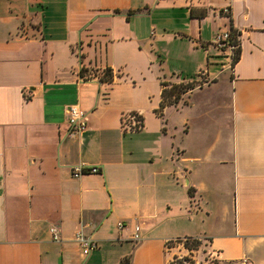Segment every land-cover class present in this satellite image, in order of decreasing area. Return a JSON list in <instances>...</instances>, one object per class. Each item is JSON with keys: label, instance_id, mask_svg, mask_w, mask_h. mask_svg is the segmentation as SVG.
<instances>
[{"label": "crops", "instance_id": "obj_1", "mask_svg": "<svg viewBox=\"0 0 264 264\" xmlns=\"http://www.w3.org/2000/svg\"><path fill=\"white\" fill-rule=\"evenodd\" d=\"M229 27L232 68L211 44ZM152 54L149 91L125 70ZM201 71L215 83L157 116L160 84ZM71 105L86 129L69 138ZM185 238L264 264V0H0V264H167Z\"/></svg>", "mask_w": 264, "mask_h": 264}, {"label": "built area", "instance_id": "obj_2", "mask_svg": "<svg viewBox=\"0 0 264 264\" xmlns=\"http://www.w3.org/2000/svg\"><path fill=\"white\" fill-rule=\"evenodd\" d=\"M220 14L222 16H229L230 10L228 7H224ZM230 41V33L229 31H222L218 32L214 35L212 42L214 44L218 45H229ZM66 118H67V125H68V131L66 136L69 138H72L81 132H83L86 129V121H85V114L83 111H81L77 106H68L66 108ZM122 127L125 130L130 131H137L141 127V121L139 120V116L137 114H127L124 116L122 121ZM99 173V169L97 167H91L87 165H76L71 167V175L73 178H79L84 175L88 174H97ZM118 226H121L119 224ZM50 233L52 234L53 240H57L56 231L54 228H50ZM132 240L137 241L138 240V228L135 227L132 235ZM198 241V249L197 250H186L183 247V242L185 239L180 240H173L174 245L180 246V248L188 255L195 254L199 251H201L202 255V264H221L220 260L218 258V253L215 251H211L209 248H207L208 244L205 239H195ZM74 242L80 247L81 254L83 257H87L90 255L91 252H93L97 248V242L93 239H91L89 236L84 235L82 232L76 233L74 236ZM191 253V254H190ZM171 260L167 264H171ZM230 264H249L248 260L243 258L238 261L232 262Z\"/></svg>", "mask_w": 264, "mask_h": 264}, {"label": "rangeland", "instance_id": "obj_3", "mask_svg": "<svg viewBox=\"0 0 264 264\" xmlns=\"http://www.w3.org/2000/svg\"><path fill=\"white\" fill-rule=\"evenodd\" d=\"M212 45H214L218 51L221 53L222 56L225 54V52H229L230 55V63H231V55L233 54V51H235V47L230 45H218L211 42ZM164 44L162 43V46ZM151 60L148 61V63L142 58L141 56L135 57L132 61H129L128 67L125 71L130 73L129 76H132L134 79L141 80L144 79L143 83L144 87L147 88L149 91H153L156 88L155 81L150 80V78L153 77V75L150 74L151 71L154 73H157L158 71H161L158 64L159 61L154 54L150 55ZM151 62V64H149ZM174 66L173 62L168 61L166 63V66L164 67L165 70H169L170 67ZM231 67V65H229ZM104 71V70H103ZM155 76V75H154ZM193 83L192 90L198 91L199 89H202L204 91H207L209 89L210 85L215 83V80L213 78H210L208 75H206L205 71L199 72L194 78H191L189 80H185L183 82H179V84H186V83ZM168 85H174L170 82L167 83ZM169 87V86H168ZM190 90V92H192ZM189 92V91H188ZM183 98V95L181 96ZM215 98H217V95H215ZM193 104H198L201 102V96H191L189 99ZM170 260L172 261L171 264H176L178 261H182L183 258H188V261H182V264H202V253L201 251L195 253L194 255H188L186 254L181 248H178L177 245H174L173 242H170L167 244ZM176 258V259H175ZM169 260V261H170ZM168 261V262H169Z\"/></svg>", "mask_w": 264, "mask_h": 264}, {"label": "trees", "instance_id": "obj_4", "mask_svg": "<svg viewBox=\"0 0 264 264\" xmlns=\"http://www.w3.org/2000/svg\"><path fill=\"white\" fill-rule=\"evenodd\" d=\"M228 31L230 33L229 45L232 47L233 46L235 47V51H233V54L231 55L230 65L232 68V66L239 59V53H240L239 52V41H238V33L236 31H234L231 27H229ZM109 72H110L109 70H104L103 76L100 78V80L110 82L112 77ZM192 84H193L192 82L186 83V84H174V85H168L165 83H161L160 84L162 88L160 92L161 101L159 104V109L156 111L157 116H161V112L166 106L175 105L181 99L182 95L192 90L193 88ZM198 246H199L198 241H196L194 238H185V241L183 242V247L186 250H197ZM188 260L189 259L186 257L182 259L183 262L188 261ZM182 261H178L176 264H182Z\"/></svg>", "mask_w": 264, "mask_h": 264}]
</instances>
